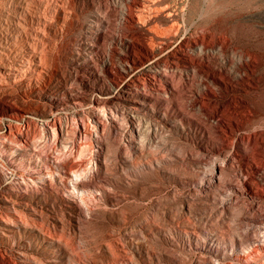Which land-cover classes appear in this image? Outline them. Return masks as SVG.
<instances>
[{"label": "rangeland", "instance_id": "obj_1", "mask_svg": "<svg viewBox=\"0 0 264 264\" xmlns=\"http://www.w3.org/2000/svg\"><path fill=\"white\" fill-rule=\"evenodd\" d=\"M159 1L174 14L150 13V57L114 0H0L7 65L23 64L0 68V264H238L205 245L259 230L264 201L212 175L264 187V0Z\"/></svg>", "mask_w": 264, "mask_h": 264}, {"label": "bare ground", "instance_id": "obj_2", "mask_svg": "<svg viewBox=\"0 0 264 264\" xmlns=\"http://www.w3.org/2000/svg\"><path fill=\"white\" fill-rule=\"evenodd\" d=\"M114 3L116 5L112 9V11H111L112 13L111 14L114 15V16H117V18H116L117 23L120 24V25L124 24L127 21L134 23L137 26V28L139 29L138 43L142 46L141 47L142 51H144L147 54V56L154 57L156 55L155 47L154 46H150V44H148L144 40H142L141 36H143L145 34V32L148 31V30L155 31V32L157 31L158 33L161 32V30L159 28L160 26H159L157 20H155V19L151 20V17H153V16H150V13L152 11H157V10L160 11V10H162V11H165V13L168 16H173L174 12H173L171 6L168 3H166L165 5L161 6L159 0H114ZM54 6H56V5H54ZM56 9L60 12L61 16L64 19L66 18V20H67L69 18L68 16H69V12L70 11L68 12V10L63 8V7H58V8L56 7ZM106 18L109 20L110 19V15L106 16ZM31 21H32V19H31ZM37 22H38V26L35 27L36 31H41V28H43V27L46 28V27L49 26V22H48V19H47L46 16H42V17L40 16L38 18ZM147 22L150 23L147 28L140 27L141 25H146ZM179 24L180 23L176 19H174V20H172V22L166 28H163V32L170 33V34L171 33L175 34V33H177V31L180 28ZM149 38L151 40H153L154 37L152 35H150ZM38 39H40V38H38ZM117 40H118L119 43H124L125 42V38L123 36H119L117 38ZM3 43L0 41V68L1 69H7L10 74L17 75V73L23 69V67H22L23 64H21L22 66L7 65V64H10L8 62L7 58H5V57H7L6 54H7L8 51H7V46L4 45ZM198 46L200 48H203V47L206 46V43L201 42V43L198 44ZM33 54L34 53H31V55H30L31 58H28V59H26L24 61L28 62V63L30 61H33V58H32ZM45 55H43V53H40L38 55V61H40L39 62L40 64H38L39 66L36 67V69L34 68L36 71H41L45 67V64H44ZM33 72H35V71H33ZM164 75H165V78L168 81L171 89H174L172 78L168 74H164ZM254 136L255 135H253V138L251 139V141L254 142L255 147H256V145L260 147V145L264 144V137H262V136L261 137H254ZM239 143L241 145L239 150L242 153L249 155V148H248L247 144L245 142H243V141H240ZM223 147H228V142L227 141L224 142ZM257 154H258V156H263L264 155L263 151H261L260 148L258 149ZM219 169H222V167L219 166ZM261 173H262L261 175L264 177V171H262ZM68 174L69 173L66 172L67 176H68ZM212 176H213L212 178L218 184L221 185L220 190L225 195H228V193H230V191L244 193L245 190H246L248 192V194H251L253 197H258V198H260L261 200L264 201V187H261V188L260 187L254 188L253 186L250 187L251 180L247 176V174L239 175L238 182H228V180L223 181L219 177L216 178L215 175H212ZM44 177H45V175L42 173V170L39 169V168H36L34 170L33 177L32 178L30 177V179L34 183L35 182L36 183H44L45 182ZM93 183H91V184L95 188V191L99 192L98 188L103 187L101 181L98 182V183H94V184ZM263 201H257L255 203V206L258 209L259 208L261 209L262 206H263V204H262ZM258 221H259V225H260L259 226V230L256 233H254V234H252L250 236H247L248 243H249L248 247H244V246L241 245V247L236 250V248H238L237 247L238 245L236 244L237 242H235L236 240L235 241L234 240L233 241H228V243H227L228 244V249L227 250L225 249L223 252H221L219 250L218 246H213V245H205V246L207 247L208 250L211 251V253L213 255H216L218 257V259H224V260H229V261L230 260H235L238 264H254L255 260L258 259L262 254H264V216L259 217ZM9 222H10V220H9ZM216 262H218V261H216ZM215 264H218V263H215ZM219 264H220V262H219ZM262 264H264V262H262Z\"/></svg>", "mask_w": 264, "mask_h": 264}]
</instances>
